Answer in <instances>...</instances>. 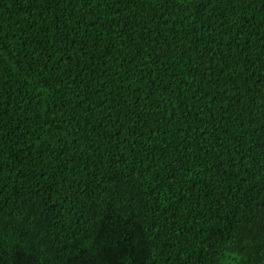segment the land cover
I'll use <instances>...</instances> for the list:
<instances>
[{"label": "trees", "instance_id": "1", "mask_svg": "<svg viewBox=\"0 0 264 264\" xmlns=\"http://www.w3.org/2000/svg\"><path fill=\"white\" fill-rule=\"evenodd\" d=\"M0 264H264V0H0Z\"/></svg>", "mask_w": 264, "mask_h": 264}]
</instances>
